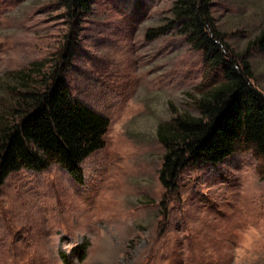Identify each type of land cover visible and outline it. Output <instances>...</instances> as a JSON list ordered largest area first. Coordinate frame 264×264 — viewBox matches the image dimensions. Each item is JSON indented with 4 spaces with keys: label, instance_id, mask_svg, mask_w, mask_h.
<instances>
[{
    "label": "rangeland",
    "instance_id": "obj_1",
    "mask_svg": "<svg viewBox=\"0 0 264 264\" xmlns=\"http://www.w3.org/2000/svg\"><path fill=\"white\" fill-rule=\"evenodd\" d=\"M209 1L228 52L264 94V51L253 43L264 0ZM89 2L71 17L59 0H0V110L45 79L71 35L64 82L109 120L104 146L81 163L82 184L51 164L0 185V264H264V176L251 149L189 164L174 191L159 180V126L197 116L196 100L220 81L167 26L173 0Z\"/></svg>",
    "mask_w": 264,
    "mask_h": 264
},
{
    "label": "trees",
    "instance_id": "obj_2",
    "mask_svg": "<svg viewBox=\"0 0 264 264\" xmlns=\"http://www.w3.org/2000/svg\"><path fill=\"white\" fill-rule=\"evenodd\" d=\"M59 1L71 17L90 9V0ZM209 2L173 0L167 22L178 25V33L202 51L203 65L220 76L217 85L196 100L197 116L176 115L158 128L165 147L159 180L167 191L176 189L178 175L189 164H216L237 149H251L262 162L264 176V94L251 84L248 63L240 66L228 52ZM151 32L147 38L155 36ZM67 37L65 51L45 79L12 91L13 104L0 110V185L12 172L42 171L51 164L82 184L81 163L104 146L108 118L75 100L64 82L75 43ZM253 43L264 51V30ZM39 65L30 69L42 68ZM31 73L22 71L20 76L27 79Z\"/></svg>",
    "mask_w": 264,
    "mask_h": 264
}]
</instances>
